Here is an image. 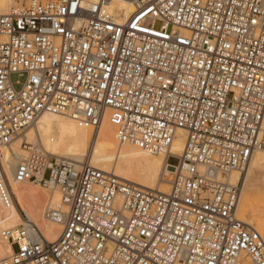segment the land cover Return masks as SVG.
<instances>
[{
	"label": "built area",
	"instance_id": "built-area-1",
	"mask_svg": "<svg viewBox=\"0 0 264 264\" xmlns=\"http://www.w3.org/2000/svg\"><path fill=\"white\" fill-rule=\"evenodd\" d=\"M44 114L92 130L107 118L119 145L166 158L168 193L87 160L37 152L14 165L11 145ZM257 152L264 0H28L0 15V205L29 182L61 192L44 213L55 240L21 213L0 233V264H264L230 182Z\"/></svg>",
	"mask_w": 264,
	"mask_h": 264
},
{
	"label": "bare ground",
	"instance_id": "bare-ground-1",
	"mask_svg": "<svg viewBox=\"0 0 264 264\" xmlns=\"http://www.w3.org/2000/svg\"><path fill=\"white\" fill-rule=\"evenodd\" d=\"M14 3L15 0H0V15L9 13L10 9H16L17 7L11 8ZM114 4L121 6L118 3ZM182 145L183 140H177L173 153L179 155ZM37 152H41L46 158L52 156L77 162H82V159L87 157L88 163L93 168L110 172L113 176L139 188L158 191L161 194H167L170 189L165 179L169 172L165 166L166 158L150 156L131 145H119L114 137V128L107 118L98 128L92 130L78 127L68 118L44 114L35 126L11 145L12 163L16 165L29 154ZM230 182L240 184L241 188L237 218L241 220L248 213H256L258 199L253 197V193L256 189L264 188V152H257L253 156L243 174L232 173ZM28 185L29 188L23 186L15 190L17 204L22 208L25 217L38 227L46 240L53 241L61 227L59 224L48 222L44 213L55 210L60 205L61 192L56 189L47 193V190L39 184L29 182ZM23 195H25L24 198H22ZM17 204L13 203L8 207L0 205V233L3 229L15 228L24 222ZM256 223L261 227L264 222L256 220ZM1 241L4 244L0 245V261L10 250L0 237ZM244 257L247 256L241 253L237 264H251L248 261L249 258Z\"/></svg>",
	"mask_w": 264,
	"mask_h": 264
},
{
	"label": "rangeland",
	"instance_id": "rangeland-1",
	"mask_svg": "<svg viewBox=\"0 0 264 264\" xmlns=\"http://www.w3.org/2000/svg\"><path fill=\"white\" fill-rule=\"evenodd\" d=\"M27 1L28 0H15L14 6L11 7V8H14V7L15 8L16 7L18 8L22 4L26 3ZM10 10H12V9H10ZM159 26H160L159 23L155 24V27L156 28H158ZM11 79H12V82L14 83V85H15V88L16 89H20L21 88V84L23 83V78H20L18 75L14 74V75L11 76ZM16 82H18V83L16 84ZM84 160H87V157H84ZM82 161H83V159H82ZM172 163H175V161H172ZM165 178H167V177H165ZM24 186H26V187L29 188V185L28 184H26ZM46 192L49 193L50 191L47 190ZM253 197H255V198L258 199L257 204H256L257 212L254 213V214L248 213L246 216H244L241 219V221H243V222L247 223L248 225L252 226L254 229H256L258 227L257 228V231H259L261 233V235H263V237H264V223H263V225L261 227H260V225H258L256 223V220H259V221L260 220L261 221L263 220V222H264V201H263L264 200V188L263 189H256L255 192L253 193ZM17 207H18V209L20 211V214L23 213L22 210H21L22 208L18 204H17ZM237 216H238V213H237ZM259 227L261 229H263V230H261ZM3 244L4 243L1 241L0 242V245H3ZM5 256H7V253H5ZM244 258L248 259L247 257H244ZM248 261L250 262L249 259H248Z\"/></svg>",
	"mask_w": 264,
	"mask_h": 264
}]
</instances>
